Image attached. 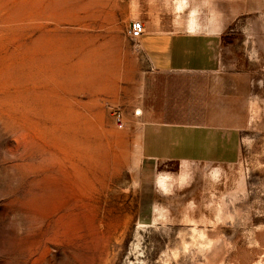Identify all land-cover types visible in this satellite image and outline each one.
<instances>
[{
  "label": "rangeland",
  "instance_id": "obj_1",
  "mask_svg": "<svg viewBox=\"0 0 264 264\" xmlns=\"http://www.w3.org/2000/svg\"><path fill=\"white\" fill-rule=\"evenodd\" d=\"M128 2L0 0V264H264V11L223 53L237 162L162 166L164 192L139 152Z\"/></svg>",
  "mask_w": 264,
  "mask_h": 264
},
{
  "label": "crops",
  "instance_id": "obj_2",
  "mask_svg": "<svg viewBox=\"0 0 264 264\" xmlns=\"http://www.w3.org/2000/svg\"><path fill=\"white\" fill-rule=\"evenodd\" d=\"M127 10L143 24L137 46L147 61L142 160L160 168L213 167L217 174L235 164L240 126L232 111L234 97L245 93L241 76L226 69V41L232 22L264 11V0H129Z\"/></svg>",
  "mask_w": 264,
  "mask_h": 264
},
{
  "label": "built area",
  "instance_id": "obj_3",
  "mask_svg": "<svg viewBox=\"0 0 264 264\" xmlns=\"http://www.w3.org/2000/svg\"><path fill=\"white\" fill-rule=\"evenodd\" d=\"M142 33H143V24L141 23V21L135 19L130 20L126 30V34L128 38L131 41L135 42L142 35ZM113 115L115 117V120L119 122L121 117L119 110L114 109Z\"/></svg>",
  "mask_w": 264,
  "mask_h": 264
},
{
  "label": "bare ground",
  "instance_id": "obj_4",
  "mask_svg": "<svg viewBox=\"0 0 264 264\" xmlns=\"http://www.w3.org/2000/svg\"><path fill=\"white\" fill-rule=\"evenodd\" d=\"M185 169H182L180 173L179 180L184 181L186 179V173L184 172ZM187 170V169H186ZM157 178H156V184L161 188L164 192H168L171 189L172 186V179L166 175V170H163L162 168H159L157 170ZM216 173V172H215ZM176 176V175H175ZM155 180V179H154ZM177 180V179H176ZM160 190V189H159Z\"/></svg>",
  "mask_w": 264,
  "mask_h": 264
}]
</instances>
